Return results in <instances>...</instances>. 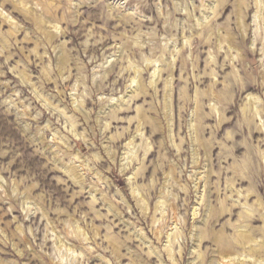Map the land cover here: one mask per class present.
I'll use <instances>...</instances> for the list:
<instances>
[{
  "label": "clouds",
  "instance_id": "9594fccd",
  "mask_svg": "<svg viewBox=\"0 0 264 264\" xmlns=\"http://www.w3.org/2000/svg\"><path fill=\"white\" fill-rule=\"evenodd\" d=\"M0 264H264V0H0Z\"/></svg>",
  "mask_w": 264,
  "mask_h": 264
}]
</instances>
